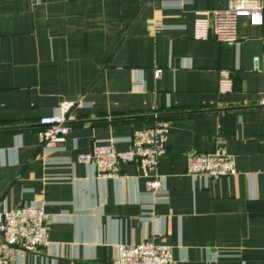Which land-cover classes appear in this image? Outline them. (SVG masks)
I'll use <instances>...</instances> for the list:
<instances>
[{"label": "crops", "instance_id": "0c3cea01", "mask_svg": "<svg viewBox=\"0 0 264 264\" xmlns=\"http://www.w3.org/2000/svg\"><path fill=\"white\" fill-rule=\"evenodd\" d=\"M228 5L0 0V211L43 205L53 217L49 245L14 264H110L121 246L145 240L171 246L175 264H264V76L254 62L264 22L232 19L231 45L194 39L197 12L211 20ZM79 98L66 140L46 151L40 119ZM157 117L171 131L155 199L136 163L101 179L79 161L100 142L128 150ZM219 148L236 160L235 176L187 173L189 153Z\"/></svg>", "mask_w": 264, "mask_h": 264}, {"label": "built area", "instance_id": "2783aa9c", "mask_svg": "<svg viewBox=\"0 0 264 264\" xmlns=\"http://www.w3.org/2000/svg\"><path fill=\"white\" fill-rule=\"evenodd\" d=\"M199 19L194 25V39L208 40L214 38L220 43L233 44L230 35V23L234 18L245 17L252 25L261 26L264 22V5L262 0H229L226 9L214 11L208 20V12H197ZM263 54L255 57L254 62L264 76V39ZM163 70L155 71L159 79ZM220 90L232 89L229 72L220 75ZM135 85H140L136 82ZM83 98L63 101L56 114L40 119L39 136L46 151H52L58 143L66 140L71 131V112L76 106L84 105ZM264 111V87L258 103ZM171 125L168 120L157 117L154 124L134 131L129 138L131 147L125 151L116 148V141L100 142L94 145L91 153L82 154L79 161L93 168L98 178L116 177L121 173V164L136 163L138 175L145 179L147 194L150 198L164 193V179L157 174L160 159L167 153L168 136ZM187 173L191 176H204L220 179L235 176L238 173L236 160L226 149L219 148L212 153L191 152L188 154ZM151 212L144 217L152 219ZM53 217L43 205H27L0 211V264H14L23 254L37 253L49 245V229ZM173 249L165 243L145 240L140 244L123 245L118 255L110 264H175ZM78 264H103L100 262H81Z\"/></svg>", "mask_w": 264, "mask_h": 264}, {"label": "trees", "instance_id": "16d2710c", "mask_svg": "<svg viewBox=\"0 0 264 264\" xmlns=\"http://www.w3.org/2000/svg\"><path fill=\"white\" fill-rule=\"evenodd\" d=\"M37 129H38V130H40V129H41V127H40V126H38V127H37Z\"/></svg>", "mask_w": 264, "mask_h": 264}, {"label": "water", "instance_id": "95a60500", "mask_svg": "<svg viewBox=\"0 0 264 264\" xmlns=\"http://www.w3.org/2000/svg\"><path fill=\"white\" fill-rule=\"evenodd\" d=\"M93 151V150H92Z\"/></svg>", "mask_w": 264, "mask_h": 264}]
</instances>
